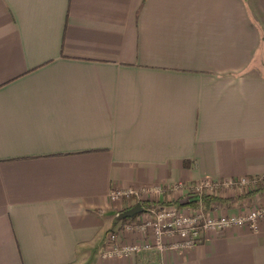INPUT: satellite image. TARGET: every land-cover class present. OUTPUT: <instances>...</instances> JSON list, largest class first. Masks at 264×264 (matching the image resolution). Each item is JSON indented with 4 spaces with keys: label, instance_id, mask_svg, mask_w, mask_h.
Listing matches in <instances>:
<instances>
[{
    "label": "crops",
    "instance_id": "0c3cea01",
    "mask_svg": "<svg viewBox=\"0 0 264 264\" xmlns=\"http://www.w3.org/2000/svg\"><path fill=\"white\" fill-rule=\"evenodd\" d=\"M261 176L264 0H0V264H264V223L99 255L112 187Z\"/></svg>",
    "mask_w": 264,
    "mask_h": 264
},
{
    "label": "built area",
    "instance_id": "2783aa9c",
    "mask_svg": "<svg viewBox=\"0 0 264 264\" xmlns=\"http://www.w3.org/2000/svg\"><path fill=\"white\" fill-rule=\"evenodd\" d=\"M254 179V178H253ZM252 179V180H253ZM250 177L226 181L199 180L191 184L176 183L172 187L161 184L149 187H112L109 192L111 203L134 199L136 203L148 201L155 207L144 210L130 218H118L108 230L99 255L107 260H123L143 255L149 250H175L189 248L201 242L206 235L217 234L228 227H240L257 232L264 223V195L256 198L248 208H238L228 212L219 203L210 205L209 210L169 203L186 195L222 196L224 190H250ZM170 194L168 201L164 193ZM183 191V194H182ZM147 264H153L148 262Z\"/></svg>",
    "mask_w": 264,
    "mask_h": 264
},
{
    "label": "trees",
    "instance_id": "16d2710c",
    "mask_svg": "<svg viewBox=\"0 0 264 264\" xmlns=\"http://www.w3.org/2000/svg\"><path fill=\"white\" fill-rule=\"evenodd\" d=\"M252 187L250 190H243L240 194L228 198H224L219 195H208V194H201L199 196L196 195H186L183 197H180L176 200L168 201L169 203L175 204L178 207L183 206H190V207H196V208H202L204 211L209 210L210 205L213 203H223L230 207L234 206L235 204L241 203L244 199L249 198L255 194H264V176L251 178ZM253 179V180H252ZM236 180V179H235ZM132 205H129L128 207H125L123 211ZM156 204L149 203L148 201L142 202V207L149 208V207H155ZM130 218V217H129ZM117 221L114 220V224H116ZM113 228V227H112ZM110 228V229H112Z\"/></svg>",
    "mask_w": 264,
    "mask_h": 264
},
{
    "label": "rangeland",
    "instance_id": "374dc122",
    "mask_svg": "<svg viewBox=\"0 0 264 264\" xmlns=\"http://www.w3.org/2000/svg\"><path fill=\"white\" fill-rule=\"evenodd\" d=\"M240 193L241 191H238V190L236 191L235 190H229V191L224 190L221 195H223L222 197L224 198H228V197L236 196ZM263 195L264 194H255L249 198L244 199L241 203L235 204L234 206H238L239 208H248L256 198L261 197ZM220 205L222 206V208H226L227 206L226 204L223 205V203H220Z\"/></svg>",
    "mask_w": 264,
    "mask_h": 264
},
{
    "label": "water",
    "instance_id": "95a60500",
    "mask_svg": "<svg viewBox=\"0 0 264 264\" xmlns=\"http://www.w3.org/2000/svg\"><path fill=\"white\" fill-rule=\"evenodd\" d=\"M143 210L144 208L142 207V205L140 203H136L135 205L122 211L119 214L118 218H129V217L134 216L135 214L142 212Z\"/></svg>",
    "mask_w": 264,
    "mask_h": 264
}]
</instances>
